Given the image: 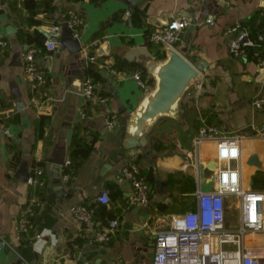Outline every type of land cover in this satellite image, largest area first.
Masks as SVG:
<instances>
[{
	"label": "crops",
	"instance_id": "1",
	"mask_svg": "<svg viewBox=\"0 0 264 264\" xmlns=\"http://www.w3.org/2000/svg\"><path fill=\"white\" fill-rule=\"evenodd\" d=\"M28 1L0 0V38L8 40L5 48L0 47V115L11 118L0 121V227L13 245L0 248V264H151L154 232L168 230L174 214L179 213L170 208L158 211L156 203L172 204L183 197L192 209L195 191L215 187L219 164L216 139L206 136L195 141L203 124L241 136L239 158L231 164L238 165L244 188L264 192V110L251 104L253 97L264 95V70L260 68L264 64V0H140L135 4L127 0H53L50 14L41 8L33 13L26 6ZM69 7L84 16L78 38L81 46L96 55L93 63L99 69L98 90L102 94L97 90L83 104L81 82L88 63L79 50H70L59 38L54 49L44 50L39 56L53 95L52 100L39 106L32 99L31 81L22 67L21 51L33 46L25 31L28 29L31 35L36 29L47 31L58 18L61 32L62 18L67 19L64 10ZM174 16L188 20L176 50L185 56L189 51L199 55L203 67L198 69L199 77L190 79L166 108L139 122L158 95L162 68L173 50L151 41L149 35ZM32 17L43 22L29 25ZM192 18L195 28L190 26ZM14 20L17 26L12 25ZM238 21L239 30H226ZM241 30L247 31L252 43L243 55L234 56L229 43ZM109 64L122 70L118 78L109 72ZM135 72L148 79L146 89L133 77ZM100 95L108 99L100 102ZM82 108L85 116L80 114ZM112 112L117 114V125L110 129L105 117ZM40 115L48 118L39 134ZM76 130L89 139L95 137L94 148L77 172L66 180L61 177L62 185H57L48 159L56 152H63L65 161L69 159V144ZM123 133L125 137L145 136L156 158L146 154L125 156L99 175L103 164L119 149ZM16 151L20 160L12 168ZM22 161L27 163L28 177L35 166L43 167V186H33L28 178L17 176ZM41 161L44 164L33 165ZM130 162L137 163L141 171L153 168L165 182L164 189L156 187L155 181L151 184L145 205L132 203L131 183L119 179L122 167ZM107 183L117 190L106 206L118 224L108 242H92L89 235L106 225L95 221L84 224L71 214L70 207L93 203ZM37 188L44 190L43 198L36 193ZM33 195L42 204L32 232L42 231L44 235L33 242L18 240L17 214ZM237 203L234 195L226 196V224L233 228L239 224ZM94 243L103 251L82 259L80 245ZM107 257L113 262L109 263Z\"/></svg>",
	"mask_w": 264,
	"mask_h": 264
},
{
	"label": "built area",
	"instance_id": "2",
	"mask_svg": "<svg viewBox=\"0 0 264 264\" xmlns=\"http://www.w3.org/2000/svg\"><path fill=\"white\" fill-rule=\"evenodd\" d=\"M1 7V4H0ZM66 22L71 29L73 37L78 38L80 29L84 23V16L74 7L66 10ZM188 25L184 17H171L164 25L151 31V41L176 49V43L182 37V31ZM241 23L238 21L226 28L227 31L239 30ZM46 30L55 36L60 34V22L49 25ZM58 39L48 38L44 41V49L37 46H29L21 51L22 67L26 76L31 81L32 99L39 105L53 99L48 86V78L45 69L40 64V54L44 50H52L56 47ZM252 42L248 39L247 31L241 30L237 38L229 43V51L234 56L245 53L246 47ZM8 45L6 38H0V47ZM80 54L86 59V64L94 62L96 55L89 53L87 46H81ZM259 55L258 51H254ZM260 62L263 60L258 57ZM109 72L118 78L122 70L109 64ZM139 86L146 89L148 79L140 73H133ZM99 88V81L86 74L81 82V95L83 104L94 97ZM106 95L98 96V101L104 102ZM254 108L264 110V95L252 98ZM39 105V106H40ZM80 114L85 116L83 108ZM106 126L113 129L117 125V114L112 112L105 117ZM264 133V125L261 127ZM211 136L216 139V158L219 161L216 169L215 187L209 190L198 189L195 191V206L192 209L174 214L171 227L168 230L154 232V252L151 264H264V192L261 190L246 189L241 183L238 165H232L231 161L239 158L240 138L239 134L227 135L216 125L203 124L198 129L195 141L198 143L203 137ZM225 161V164L220 162ZM70 160L65 161V166ZM69 173H63L62 178L68 179ZM120 180L127 179L131 183V201L134 204L145 205L148 203L152 191L151 183L142 173L139 165L130 162L121 169ZM28 182L33 186H43L46 176L42 166L32 169ZM234 195L237 198L239 209V224L230 227L226 224V196ZM95 201L108 203L109 192L101 187ZM42 204L37 196L31 198L19 209L16 218L15 237L18 240L33 242L43 237L42 231H33L34 217ZM71 214L78 220L93 222L95 207L90 204H75L70 207ZM97 224L101 220L96 221ZM116 218L109 220L104 229H98L90 238L92 242L106 243L111 239L112 232L116 228ZM13 248L11 241L0 227V248ZM117 261L116 264H120ZM61 264V263H60ZM79 264H89L86 261Z\"/></svg>",
	"mask_w": 264,
	"mask_h": 264
},
{
	"label": "water",
	"instance_id": "3",
	"mask_svg": "<svg viewBox=\"0 0 264 264\" xmlns=\"http://www.w3.org/2000/svg\"><path fill=\"white\" fill-rule=\"evenodd\" d=\"M128 2L135 4L138 3L140 0H127ZM1 12V11H0ZM62 25H61V32L59 36L51 35L48 31H43L44 34H46L48 37L52 39H59L62 43H65L70 50L77 51L81 48V43L79 38L73 37L71 34V29L69 28L66 21H64V18H62ZM12 25L17 26L18 22L14 20L12 22ZM191 28L196 27V20L192 18V25H190ZM192 47V46H191ZM20 62V61H15ZM203 59L197 55L189 53L185 56L181 52H179L176 49H173L170 52V56L166 64L162 68V79L160 82V88L158 95L153 99L150 107L142 114V116L139 119V122L149 117L153 114H155L157 111L162 110L166 108V106L173 100V98L183 90L187 82L192 78H198L199 73L198 69H201L203 67L202 65ZM260 68L264 70V64L260 65ZM107 71L103 70V74H106ZM109 80L112 81V77H109ZM18 102V101H17ZM122 141L119 149L117 151H114L112 154V157L108 159L107 162H105L102 166V169L99 171V175H102V171L106 168L111 166L112 164L117 163L121 158L125 156H131V155H138V154H146L150 158L153 159L156 158V154L152 153L154 151L152 145L147 142V138L144 137H137L136 134L124 136V133L122 134ZM137 146H139V150L137 151ZM52 163V170H55V173H52V177L54 180V183L57 185H62V168L65 164V158L63 152H56L53 157H50L48 159ZM57 171V173H56ZM16 174L18 177L23 178L27 180L28 178V171H27V163L26 161H22L20 163V166L18 167ZM155 182L156 187L160 189L165 188V182L159 179V175L155 174ZM62 191L64 192L65 189L62 188ZM84 224L85 221H84ZM90 238L93 236V234L89 235ZM103 251V248H98L97 244H87V245H80V252L82 254V259L85 257H93L97 254H100ZM91 253L90 255H88ZM100 261V260H99ZM107 261L109 263L113 262V259L110 257H107Z\"/></svg>",
	"mask_w": 264,
	"mask_h": 264
},
{
	"label": "trees",
	"instance_id": "4",
	"mask_svg": "<svg viewBox=\"0 0 264 264\" xmlns=\"http://www.w3.org/2000/svg\"><path fill=\"white\" fill-rule=\"evenodd\" d=\"M29 1H30V3H29ZM29 1L26 3V6H28L32 10L33 13L37 12L39 10V8H41L46 14H50V12H52L54 10L53 0H40L39 2L34 1V0H29ZM66 10H64V12H66ZM64 16H67V14L64 13ZM42 22H43L42 20L35 19L33 17L28 19L29 25L31 23L37 25V24H41ZM54 22H59L58 18H54ZM25 35H26V39L29 43L44 49V40L46 39L44 32L36 29L35 34L31 35L30 31L27 29L25 31ZM85 73L91 75L95 80H97L98 78L101 77L100 73H99V69L94 65L93 62L88 63V67L85 69ZM100 92L102 94V91H99V93ZM47 118H48L47 115H40V120H39V124H38V133L39 134L42 132L44 120ZM9 119H11V118L8 115L7 116H5L4 114L0 115V121H9ZM94 140H95V137H92L89 139L86 137V135H82L81 132H79L77 130L74 131V133L72 134L71 142L69 144V160H70V163L64 167V169H63L64 173H69V175H73L77 172V170L79 169L81 164L84 162V160L92 152V150L94 148ZM19 160H20V156H19V153L16 151V153L14 154V156L12 157V160H11V167L15 168L16 165L18 164ZM41 164H44L43 161L33 163L34 166L35 165H41ZM142 173H144V175L146 176V179L151 184L154 183L155 172H154L153 168L150 167V168L146 169L145 171H142ZM111 186H112V188H111ZM113 187H114V184H111V183H107L105 185V188L109 192L110 198H114L117 194V190L113 191V189H114ZM36 193L40 197L43 198L44 190H42V188H37ZM90 205L95 207V213L93 216V220L95 222L97 220H101L103 225H107L109 220L114 218L113 213L107 209L106 204L94 201ZM155 206H156L158 211H165L166 209L170 208V209H173L174 212H181V211H185V210L190 208V207H187L186 201L184 200L183 197L175 199L172 202V204L158 202V203H156Z\"/></svg>",
	"mask_w": 264,
	"mask_h": 264
}]
</instances>
